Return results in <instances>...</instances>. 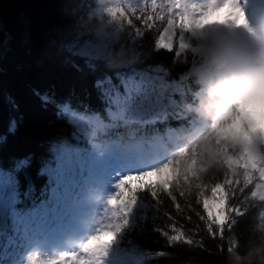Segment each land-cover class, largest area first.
Segmentation results:
<instances>
[{"label":"trees","instance_id":"trees-1","mask_svg":"<svg viewBox=\"0 0 264 264\" xmlns=\"http://www.w3.org/2000/svg\"><path fill=\"white\" fill-rule=\"evenodd\" d=\"M207 6L197 0H0V264L82 255L55 239L81 230L101 178L119 183L165 165L172 166L181 210L151 189L136 193L115 216L108 203L103 227L83 241L119 225L97 242L109 245L97 264H264V79L231 80L223 68L225 103L219 113L204 107L209 43L231 65L230 42L215 32L220 14L196 19L197 9ZM154 12L164 20L141 26ZM191 24L196 35L186 45ZM69 44L78 47L70 52ZM95 45L105 50L95 52ZM85 46L87 58L78 54ZM136 77L151 85L137 90L139 102L127 94ZM114 78L125 93L113 87ZM228 179L240 185L229 189L240 213L230 214L223 238H211L198 219L204 213L196 196L210 198L212 184ZM222 216L218 208L217 222Z\"/></svg>","mask_w":264,"mask_h":264},{"label":"snow or ice","instance_id":"snow-or-ice-1","mask_svg":"<svg viewBox=\"0 0 264 264\" xmlns=\"http://www.w3.org/2000/svg\"><path fill=\"white\" fill-rule=\"evenodd\" d=\"M213 3L216 5V8H213V11H216L218 8H223L225 5H227L228 8L233 10L232 12L228 13V15L234 17L233 19H226L223 21L218 20L215 23L227 24L231 22L233 24L247 27L246 19H243V23H239L240 18L243 17V9L240 8L239 0H213ZM201 11V9H197L198 15L196 16V19L206 21L207 18L199 14ZM139 18L141 21H144L145 19L144 16H140ZM184 19L185 18H181L182 21ZM157 20L163 21L164 16L160 14L157 15L154 12L153 15L147 17V24L142 23L141 26H154L153 22ZM67 47L69 51L72 52V49L78 46L75 44H69ZM78 54H83V56L87 58V46L81 48L80 53ZM148 78H151V72H149ZM148 78H146V80ZM136 81L137 82L134 85L128 86L131 90L127 94L131 99L134 100V102H139L142 97L137 93V90L150 88L151 85L146 81L144 83H141V77H136ZM113 87H116L121 93H125L126 85L121 84L118 79H113ZM171 167V165H165L158 169L132 174L122 178L117 185L119 191L108 202L109 205H111L115 209V212L113 213L114 216L119 212L121 205L125 207L131 205L136 199V193L144 189H151L153 196H157L158 192L160 194L167 195L168 198L173 201V207L177 211H180L181 204L177 199V195L173 192V178L169 175V173L171 172ZM152 177H156V179L153 180L151 179ZM260 179L261 181H264V173H260ZM234 184L237 185V187H240V185L232 179H228L219 184L214 183L211 187L210 198L204 196V198L201 199L200 195H202V193L196 196L197 204L200 205L204 213V215H200L199 213H197L198 219L205 224L204 231L211 238H215L217 236L223 238L226 231V226L230 221V214L232 216H235L240 213V208L231 203L232 200L236 199V192L234 190L231 192L229 191L231 186ZM254 188L255 183L249 184L248 188L244 189V192H249L250 189ZM185 195L186 193L179 192L180 197H183ZM237 204H239V201H237ZM185 206L188 207L189 210L192 209L190 203H186ZM218 208H222L223 211V216L221 217L219 222H217L216 219L218 215ZM188 219L190 220L191 217H188ZM118 227L119 225H113L110 228L98 230L95 236L91 237L85 244L81 245L82 255H78L77 253H63L58 257L46 261L45 264H97L98 259L106 253L107 248L109 247L107 243L99 244L97 242L100 241L102 237L108 235L110 232H113V229H118ZM174 228L179 229L181 233H185V231L181 230L178 226ZM227 230L230 232V228ZM189 235H199V232L190 233ZM173 238L179 239L178 236ZM220 248L221 251H223V245H221ZM81 257H83V259H81ZM36 260H39V257L35 258L33 264H35Z\"/></svg>","mask_w":264,"mask_h":264},{"label":"rangeland","instance_id":"rangeland-1","mask_svg":"<svg viewBox=\"0 0 264 264\" xmlns=\"http://www.w3.org/2000/svg\"><path fill=\"white\" fill-rule=\"evenodd\" d=\"M208 6L202 10V15L210 16L211 14H220L215 18V21L233 19V16H229L228 13L233 10L225 5L223 8L225 13L221 14L220 10L216 8L213 0H201ZM264 0H239L240 8L243 9V17L240 18L239 23H243V19L247 20V27L242 25L233 24L231 22L227 24L217 23L215 32L220 36H227L230 42L228 50L229 60L231 65L224 60L223 68L228 72L230 79L235 78L238 75L247 76L255 74L257 80L264 79ZM197 13L194 11V14ZM200 14V13H199ZM191 24L188 31L185 33L186 45L190 43L191 38L196 35L194 28ZM172 27L173 31L168 36V30ZM166 31V44L168 47L172 46L173 39L175 37L174 22L169 26ZM95 52L105 50L104 47L95 45L92 47ZM228 60V61H229ZM228 64V65H227ZM237 74V75H236ZM204 79L206 76L203 74ZM77 138H79L77 136ZM156 178V177H153ZM101 189L94 194V201L89 207V213L83 215V221L81 224V231H75L73 236L67 240V236L63 235L57 240L62 246L71 247L75 250H81V245L86 238L90 237L94 231L103 227L106 208L110 197L113 195L118 185L117 178H101ZM108 239V238H107ZM53 248H48L46 251H52ZM79 255V253H77Z\"/></svg>","mask_w":264,"mask_h":264},{"label":"clouds","instance_id":"clouds-1","mask_svg":"<svg viewBox=\"0 0 264 264\" xmlns=\"http://www.w3.org/2000/svg\"><path fill=\"white\" fill-rule=\"evenodd\" d=\"M206 53L209 57L207 68L204 75L207 77V97L204 102V107L208 108L212 113H219L221 105L225 103V76L223 74L224 61L222 54L213 50L211 43L207 46ZM215 72V79L212 78V73Z\"/></svg>","mask_w":264,"mask_h":264},{"label":"bare ground","instance_id":"bare-ground-1","mask_svg":"<svg viewBox=\"0 0 264 264\" xmlns=\"http://www.w3.org/2000/svg\"><path fill=\"white\" fill-rule=\"evenodd\" d=\"M172 31H173V28H172V27H170V28H169V30H168V34H167V35H168V36H170V35H171V33H172Z\"/></svg>","mask_w":264,"mask_h":264}]
</instances>
